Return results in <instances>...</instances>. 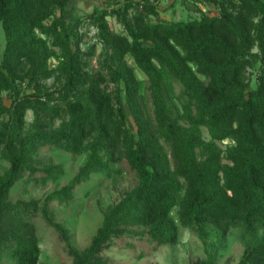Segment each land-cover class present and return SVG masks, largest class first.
Instances as JSON below:
<instances>
[{"label":"trees","instance_id":"1","mask_svg":"<svg viewBox=\"0 0 264 264\" xmlns=\"http://www.w3.org/2000/svg\"><path fill=\"white\" fill-rule=\"evenodd\" d=\"M160 1L127 0L87 17L104 46L99 69L90 71L95 46L81 48L85 20L72 15L70 0H0L6 39L0 158L8 163L0 176V264L5 258L39 264L38 211L60 233L74 264H109L101 254L122 237L176 244L180 226L202 241L242 229L254 244L238 264H264V241L255 242L264 229V0H195L217 13L179 21L160 19ZM109 17L124 32L111 30ZM137 70L148 82L145 91ZM45 147L87 160L42 204L11 202L19 182L46 184L64 175L62 164L40 160ZM122 161L138 185L108 208L89 247L79 251L50 204H69L79 185ZM192 264L215 263L209 257Z\"/></svg>","mask_w":264,"mask_h":264},{"label":"rangeland","instance_id":"2","mask_svg":"<svg viewBox=\"0 0 264 264\" xmlns=\"http://www.w3.org/2000/svg\"><path fill=\"white\" fill-rule=\"evenodd\" d=\"M127 0H70V11L75 18L85 20L80 29L84 35L81 48L86 51L95 46V54L88 59V69L96 71L99 69V61L103 58L104 46L98 38V29L91 25L87 17L94 11H113L121 8ZM140 2L142 0H135ZM159 17L166 21L189 20L199 18L201 12L210 16L217 12L211 4L198 3L195 0H161L159 4ZM111 30L116 33L124 32V27L115 17L108 18ZM6 44L5 34L0 27V55L3 53ZM129 64L136 67L133 59L128 57ZM50 64L55 68L58 64L56 59H51ZM137 76L144 83V91L148 82L144 75L138 70ZM56 77L49 79L46 84L52 87ZM256 82V75L253 76V83ZM176 92L181 90L180 85H176ZM10 104L8 100H5ZM151 108V104H149ZM27 120H32V113H27ZM127 120L131 127L133 121L129 110H127ZM204 137H210L204 131ZM230 144V141L222 143V148ZM40 160L48 164L53 161L55 164H62L65 173L57 181H49L46 184L32 180L19 182L10 194V201L18 200H39L43 203L45 197L51 192L69 184L82 167L87 154L72 155L56 147H45L40 150ZM8 168V163L0 158V176ZM44 174L38 173L35 177L40 178ZM28 178V177H27ZM138 185V178L130 169L126 161L112 165L110 174H95L90 179L79 185L75 191V198L69 204L53 202L50 210L54 221L64 225L70 236L73 247L79 251H84L89 247L92 238L101 227L104 214L109 207L116 204L126 192L134 189ZM179 224L178 208L172 214ZM40 239L41 257L39 264H74V259L70 255L67 244L62 239L60 233L47 225L42 214L38 211L34 217ZM264 241V229L257 234L256 243ZM254 242L242 229H234L225 236L212 235L206 241H202L199 236L180 226V238L178 243L172 245H159L148 236L122 237L115 240L101 254L109 264H192L197 260H206L212 257L215 264H238L245 250L252 246ZM4 264L11 263L8 258Z\"/></svg>","mask_w":264,"mask_h":264},{"label":"built area","instance_id":"3","mask_svg":"<svg viewBox=\"0 0 264 264\" xmlns=\"http://www.w3.org/2000/svg\"><path fill=\"white\" fill-rule=\"evenodd\" d=\"M225 142H226V141H225ZM225 142H224V143H225Z\"/></svg>","mask_w":264,"mask_h":264}]
</instances>
